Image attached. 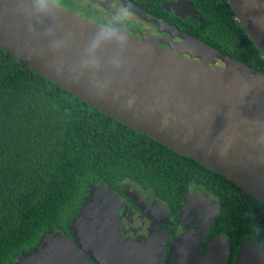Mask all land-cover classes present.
Returning a JSON list of instances; mask_svg holds the SVG:
<instances>
[{
	"label": "water",
	"instance_id": "1",
	"mask_svg": "<svg viewBox=\"0 0 264 264\" xmlns=\"http://www.w3.org/2000/svg\"><path fill=\"white\" fill-rule=\"evenodd\" d=\"M229 2L264 56V0ZM179 34L202 47L191 48L199 58L212 52L232 66L184 57L152 39L139 41L48 0H0V48L23 68L196 159L264 204V72ZM247 240L236 264H264V255L247 251ZM196 250L191 259L184 240L166 264H204L207 254L198 258ZM229 253V244L228 250L223 245L206 264H227Z\"/></svg>",
	"mask_w": 264,
	"mask_h": 264
},
{
	"label": "trees",
	"instance_id": "2",
	"mask_svg": "<svg viewBox=\"0 0 264 264\" xmlns=\"http://www.w3.org/2000/svg\"><path fill=\"white\" fill-rule=\"evenodd\" d=\"M193 1L202 19L179 29L264 72V56L229 0ZM121 181L153 188L175 218L194 185L213 191L220 212L210 238L227 237V264H236L245 240L264 244V204L257 198L0 48V264H14L48 229L70 223L92 184Z\"/></svg>",
	"mask_w": 264,
	"mask_h": 264
},
{
	"label": "flooded vegetation",
	"instance_id": "3",
	"mask_svg": "<svg viewBox=\"0 0 264 264\" xmlns=\"http://www.w3.org/2000/svg\"><path fill=\"white\" fill-rule=\"evenodd\" d=\"M60 1L62 0H53L51 3L86 20L108 29H114L139 41L146 42L152 39L162 49L194 60L206 61L214 66L226 68L231 65L222 58H218L214 62L201 59L195 55L199 54L196 50L187 49L189 46L185 47L182 45L183 37H181L179 32L183 31L179 29V25H182L183 21H188L195 26L197 20L202 19L193 0H71L74 3L82 4L80 6L87 14H83V11L79 8L75 9L71 5L72 2H68L69 6L65 7L61 5ZM190 2L194 4V8L190 6ZM129 184L137 186L142 191V194L151 197V205L158 208V210H162V205L158 202H164L171 214L170 223L164 221L156 222L149 215L145 213L143 215L140 203L135 201L132 195H129L131 194L128 188ZM95 185H91V189L83 197L81 206L74 210L70 223L66 224L65 227L58 225L54 229H48L38 243L30 246L27 250H23L22 254L17 256L14 264H21L20 262L23 258L26 260L22 264H147L148 258L141 256L137 249L129 248L128 245L118 244L117 247L113 246L114 249H111L110 255L104 257V245L100 246L102 243L95 241L91 233L82 232L81 224L88 220L87 210L94 199L93 186ZM101 185L111 187L105 184ZM111 188L125 204L123 207L119 205L117 214V216L120 215L122 223H125L122 231L125 237L132 241L145 238L149 233L148 228L152 227L155 222L159 223V228L155 229H162L164 233H167L163 237V243H157L159 254L155 249L156 246L146 245L145 248V251L153 257V262L157 259L156 261L160 262V264H166L171 256L176 255L181 249L183 240L180 236L185 232L183 230H186L182 226L181 214L185 211L182 210L180 215L175 218L168 203L157 196L153 188H143L131 181H121L119 186ZM194 190L207 192L219 202L218 196L213 191L194 185L188 194ZM127 206H131V209H134L136 214L134 215V212L128 214L125 209ZM210 232L211 229L207 237L201 240L203 245L198 249L199 254H204L203 252L201 253V250L204 251L207 242L213 238H210ZM101 236L105 237L103 234ZM112 253L116 255L115 258H112Z\"/></svg>",
	"mask_w": 264,
	"mask_h": 264
},
{
	"label": "rangeland",
	"instance_id": "4",
	"mask_svg": "<svg viewBox=\"0 0 264 264\" xmlns=\"http://www.w3.org/2000/svg\"><path fill=\"white\" fill-rule=\"evenodd\" d=\"M48 1L51 2L53 0ZM68 2L72 1H60L61 5L65 7L69 6ZM71 5L75 7V9H81L83 11V14H87L86 11L83 10V8L80 6L82 4L72 2ZM182 43V45H184L185 47H190H187V49L192 50L191 48L194 47L196 49L203 50L200 45H197L196 42L191 39L183 37ZM200 58L214 62L217 61L219 57L217 55H214L212 52H202ZM93 187L94 199L89 204V208L87 210L88 220L84 221L81 224L82 232L91 233L95 241L102 243L100 246L104 245V257L110 255V251L113 246L117 247L118 244L128 245L129 248L137 249V252L140 253L141 256L148 258L147 264H153V257H151V255L145 251V248L146 245H150L151 247L156 246L155 249L159 254L157 243H163V237L167 235V233H164V230L162 229H155L159 228V223L156 222L164 221L170 223L171 214L168 206L164 202L160 201L158 203L162 205V210H158V208L151 205V197L142 194V191L138 189L137 186L129 184L128 188L131 193L129 195H132L133 199L140 203V209L143 210V215L145 213L149 215L152 220L156 221L155 223H153L152 227L148 228L149 233L147 236H145V238H139L136 241H132L131 239H128L123 235L122 231L125 223H122L120 215L117 216L119 205L121 207L125 205L120 196L116 192H114L111 187L102 186L101 184H96ZM186 206V211L181 214L183 223L182 226L186 230H183L185 232L181 234L180 238H182L183 241L187 240L189 257L192 259L194 255L196 256L194 250L197 249V252L198 249L203 245L201 243V240L207 237L210 229L214 225L216 218L220 212V203L211 194L204 191L201 192L200 190H194L187 195ZM125 209L128 214L132 212H134V215L136 214L135 210L131 209V206H127V208ZM95 228L97 229L94 230ZM102 234L105 237L101 236ZM89 238L91 239V237ZM215 238H213L210 243L207 242L204 251L201 250V253L203 252L204 254H199L197 252L198 258H202L203 256H205V254H207L208 258H206V262L204 264L211 262L212 258L220 256L223 250V245H226V248L228 250V241L227 237L224 234H218ZM249 240L254 241L255 244L248 245L247 240L245 243V248L248 246L247 251L252 255L256 253V255L262 254L263 256L264 244L256 243L253 238H250ZM252 246H254L255 251ZM208 248L210 249L209 252ZM111 255L112 258L116 257L114 253H112Z\"/></svg>",
	"mask_w": 264,
	"mask_h": 264
},
{
	"label": "crops",
	"instance_id": "5",
	"mask_svg": "<svg viewBox=\"0 0 264 264\" xmlns=\"http://www.w3.org/2000/svg\"><path fill=\"white\" fill-rule=\"evenodd\" d=\"M157 260V259H156ZM155 260V262H153V264H160V262H158V261H156ZM130 261V260H129ZM134 262H135V260H133Z\"/></svg>",
	"mask_w": 264,
	"mask_h": 264
}]
</instances>
